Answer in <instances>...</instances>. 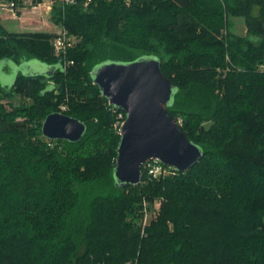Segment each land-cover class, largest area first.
Here are the masks:
<instances>
[{
	"label": "trees",
	"instance_id": "trees-1",
	"mask_svg": "<svg viewBox=\"0 0 264 264\" xmlns=\"http://www.w3.org/2000/svg\"><path fill=\"white\" fill-rule=\"evenodd\" d=\"M52 17L81 38L66 67L58 32L0 18V60L49 68L0 82V264H264V0H94L56 4ZM144 55L175 83L169 110L203 157L117 187L119 111L92 70ZM55 111L86 123L81 140L43 135ZM157 199L143 226L144 201Z\"/></svg>",
	"mask_w": 264,
	"mask_h": 264
},
{
	"label": "water",
	"instance_id": "water-1",
	"mask_svg": "<svg viewBox=\"0 0 264 264\" xmlns=\"http://www.w3.org/2000/svg\"><path fill=\"white\" fill-rule=\"evenodd\" d=\"M161 63L155 55H144L129 62L107 60L92 70L103 96L126 113L114 167L117 187L139 184L143 165L152 159L186 172L203 157V149L169 110L177 87ZM86 130L84 121L59 111L48 114L42 124L49 139L77 142Z\"/></svg>",
	"mask_w": 264,
	"mask_h": 264
},
{
	"label": "built area",
	"instance_id": "built-area-1",
	"mask_svg": "<svg viewBox=\"0 0 264 264\" xmlns=\"http://www.w3.org/2000/svg\"><path fill=\"white\" fill-rule=\"evenodd\" d=\"M93 1L94 0H0V15L10 14L14 18H21L23 14L28 10V7L26 6V4H28L30 6L31 11L38 15L40 19H42L45 15L52 14L56 4L66 6L82 2L84 6H88ZM125 2L129 5L131 4L132 0H125ZM43 11H46L47 13L51 14H42ZM74 41L75 40L65 27H63L62 30L58 32V36L54 40V48L56 54L65 58L64 67L74 63V60L67 59V53L69 49L74 46ZM113 107L116 111H119L118 119L115 122L114 127L116 128L117 132L121 135L122 126L126 119V113L114 105ZM63 108H65V106ZM143 167L146 169L148 174L154 178H157L160 175L173 173L174 169L177 170L172 166L164 165L163 162L157 158L147 161L143 165ZM160 202L161 201L156 200L155 206H159L161 204ZM144 205V217L142 219L143 226L149 223V212H151L148 207L149 202L147 200L144 201Z\"/></svg>",
	"mask_w": 264,
	"mask_h": 264
},
{
	"label": "rangeland",
	"instance_id": "rangeland-1",
	"mask_svg": "<svg viewBox=\"0 0 264 264\" xmlns=\"http://www.w3.org/2000/svg\"><path fill=\"white\" fill-rule=\"evenodd\" d=\"M26 6L28 7V10L23 14V16L21 18H14L11 16V19H3L5 17H0L2 19V21L6 24L7 27L11 28V25L13 27L12 30L16 31V32H23L26 30V28H24L21 24H24L23 21L24 20V16H30L32 14H35L31 11L30 6L28 4H26ZM42 14H51V13H47L46 11H43ZM43 22V25L38 26L36 24H40V23H36V22H32V29L31 30H35V31H55V32H59L60 30H62L63 26H61L60 24H57L55 22V20L51 15H45L42 19H40ZM12 23V24H11ZM232 30L239 35H245L246 33V25H245V21L244 18L242 16H235L232 17ZM73 39L75 40L74 43L77 44L80 42L81 38L74 35V34H70ZM74 44V45H75ZM47 64L44 63L43 61L39 60V59H31L29 61H25L22 63L17 64V62L13 59H3L0 60V82L2 85H7L10 86L14 83L16 77L18 76L19 73H29L28 71H41L43 68L46 69ZM3 99V103L7 104L8 108H11V105H18L21 103L22 100V96L18 95L16 96L14 99L9 100L7 98H2ZM159 201H161V199H157ZM162 204V202H160ZM161 204L159 206H155L154 205V209L150 210L151 212H149V223L151 222L152 219H154L157 214L160 211L161 208ZM140 223H143L142 219L140 218Z\"/></svg>",
	"mask_w": 264,
	"mask_h": 264
},
{
	"label": "crops",
	"instance_id": "crops-1",
	"mask_svg": "<svg viewBox=\"0 0 264 264\" xmlns=\"http://www.w3.org/2000/svg\"><path fill=\"white\" fill-rule=\"evenodd\" d=\"M0 17H5L3 19H10V20H13L11 19V15L10 14H2L0 15ZM25 21H23L24 24H21L24 28H26L25 31H35V30H31L32 29V22H36V23H40V24H36L38 26H41L43 25V22L40 20L39 16L36 15V14H32L30 16H24L23 17ZM22 19V18H21ZM12 24V23H11ZM14 27V26H13ZM12 25H11V29H13ZM42 31V30H40Z\"/></svg>",
	"mask_w": 264,
	"mask_h": 264
}]
</instances>
